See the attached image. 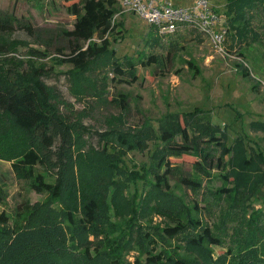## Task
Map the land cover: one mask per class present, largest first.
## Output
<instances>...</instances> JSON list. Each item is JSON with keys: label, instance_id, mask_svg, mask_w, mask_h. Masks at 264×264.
Listing matches in <instances>:
<instances>
[{"label": "rangeland", "instance_id": "obj_1", "mask_svg": "<svg viewBox=\"0 0 264 264\" xmlns=\"http://www.w3.org/2000/svg\"><path fill=\"white\" fill-rule=\"evenodd\" d=\"M172 1L187 7L196 0ZM210 2L224 17L226 0ZM69 4L63 0H0V17L13 16L18 20L14 22L31 26L30 31L17 27L0 34V40L5 42L0 51V84L30 85L74 125L80 173L97 181L104 190L105 234L99 239L86 237L92 243L101 242V255H94L96 246L90 248L95 260L82 250L77 251V264H112L111 258L113 264H136L146 246L144 232L150 230L160 236V229L155 227L161 225L162 219L156 216L147 222L140 218L138 201L156 183L153 155L161 149V130L167 126L163 117L207 114L206 118L227 134L228 147L236 146L240 137L248 149L264 152V43L254 42L250 36L233 41L228 37L229 56L219 55L205 36L184 26L178 50L169 53L166 46L171 37H164L161 46L154 44L148 35L153 28L133 11L119 6L114 21L116 30L106 37L123 73L113 72L116 59H111L112 51L78 68L67 63V56L60 53H71L64 33L74 28L75 17L67 11ZM252 22L259 32L258 39L264 32V21L254 17ZM172 37L177 40L180 36ZM143 56L146 66L139 61ZM127 57H134V67ZM135 71L136 81L132 77ZM244 71L250 73L249 78L243 75ZM254 126L261 129L254 130ZM176 139L179 140L178 134ZM20 150L15 145L7 146L4 155L13 157ZM196 160L191 155L172 157L175 171L168 180L170 191H165L175 196L177 210L186 213V223L199 218L208 224L218 245L190 247L188 235L195 233L187 231L177 239L167 240L166 247L179 249V254L184 255L186 246L190 255L185 260L189 264H225L230 252L250 240H257L264 247L263 166L251 167L253 171L234 168V176L241 182L250 175L251 183L246 186L253 189L255 196L243 201L240 194L233 192L231 196L239 199L231 203V197H217L222 187L233 189L234 178L225 185V171L216 169L215 164L210 169L209 163H204L199 173L194 167ZM11 165L0 158V184L8 192L0 203V214L6 212L13 220L19 208L27 204L40 208L48 195L37 193L28 182L17 179ZM226 170L234 174L231 167ZM182 174L200 178L202 189L195 191L182 184ZM78 213L81 218L82 211Z\"/></svg>", "mask_w": 264, "mask_h": 264}, {"label": "trees", "instance_id": "obj_2", "mask_svg": "<svg viewBox=\"0 0 264 264\" xmlns=\"http://www.w3.org/2000/svg\"><path fill=\"white\" fill-rule=\"evenodd\" d=\"M63 1L70 3L67 11L75 17L73 30L64 32L70 41L71 53L63 54L60 50L62 55L67 56L66 62L83 68L92 59L108 56L112 49L106 36L116 30L114 21L121 6L120 0ZM224 14L228 21L229 39L245 40L250 36L254 42L264 43V32L257 39L259 32L252 22L254 17L264 21V0H226ZM14 19L18 21L13 16L0 17V34L10 33L17 27L31 30L29 24L16 23ZM153 30L148 35L154 44L161 46L164 37ZM261 30L264 31V24ZM175 35L180 36L179 39L176 37L177 40H174L172 36ZM181 35L179 31L167 36L172 38L167 41L169 53L174 54L178 50ZM4 43L0 40V51ZM110 57L116 59L113 72L122 74L119 58L113 51ZM127 58L134 67V57ZM144 59L143 56L139 61L146 66L148 64ZM243 75L250 77L248 71H244ZM132 77L134 81L137 80L136 71ZM197 114H167L161 119L167 126L161 130V149L153 155L156 183L138 201L140 218L147 222L153 221L156 216L162 219L161 225L155 227L160 229V236H154L150 230L144 232L146 246L136 258V264H189L185 260L190 255L186 246H183L184 255L179 254V249L166 247L167 240L177 239L187 231L195 233V236L188 235L190 247L201 248L206 243L218 245L208 224L199 218L186 223V213L177 210L175 196L168 192V180L175 171V165L170 161L172 157H196L194 167L199 173H202L204 163H209L210 169L215 164L216 169L225 171V185L232 183L230 179L234 178L233 189L227 186L219 189L217 200L222 199L220 196H227L231 197V203H236L239 198L231 196L233 192H237L238 196L240 194L243 201L255 196L253 189L246 186L251 183L250 175L241 182L238 176H234L237 172L233 170L237 167L252 171L260 166L264 168V152L248 149L240 137L236 140V146L228 147L227 134L215 127L211 119L206 118L207 114ZM253 129L261 127L254 126ZM77 144L74 125L42 99L33 87L0 84V158L11 162L17 179L28 182L37 193L48 195L47 202L40 208L30 204L19 208L13 220L6 212L0 214V264H77L79 258L76 254L80 250L95 260L90 252L91 246L97 247L94 255H101V242L92 243L86 237L92 235L99 239L105 234L104 190L99 188L97 181H90L81 175L76 156ZM11 145L21 148L20 152L13 157L4 155L5 148ZM136 147L131 146V149L135 150ZM217 152L221 153L219 157L215 155ZM228 166L234 174H229L226 170ZM180 179L192 190L202 189V180L197 176L182 174ZM7 197V190L0 184V203ZM53 203L59 205L53 207ZM79 210L82 211L81 218ZM261 212L264 213V210ZM228 258L225 264H264V247L257 240H250L246 245H240L238 250L230 252Z\"/></svg>", "mask_w": 264, "mask_h": 264}, {"label": "built area", "instance_id": "obj_3", "mask_svg": "<svg viewBox=\"0 0 264 264\" xmlns=\"http://www.w3.org/2000/svg\"><path fill=\"white\" fill-rule=\"evenodd\" d=\"M121 7L133 11L161 37L191 26L205 36L219 55L229 56L226 45L229 29L210 0H196L183 7L172 0H120Z\"/></svg>", "mask_w": 264, "mask_h": 264}, {"label": "crops", "instance_id": "obj_4", "mask_svg": "<svg viewBox=\"0 0 264 264\" xmlns=\"http://www.w3.org/2000/svg\"><path fill=\"white\" fill-rule=\"evenodd\" d=\"M223 18H224V17H222V19H223ZM223 21L225 22V24L227 23V20H226L225 18L223 19Z\"/></svg>", "mask_w": 264, "mask_h": 264}]
</instances>
